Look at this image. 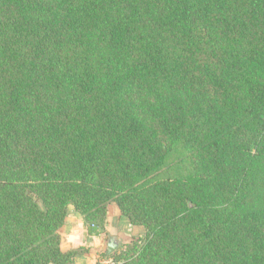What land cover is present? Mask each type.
<instances>
[{
    "label": "trees",
    "instance_id": "1",
    "mask_svg": "<svg viewBox=\"0 0 264 264\" xmlns=\"http://www.w3.org/2000/svg\"><path fill=\"white\" fill-rule=\"evenodd\" d=\"M111 203L113 264H264V0H0V264Z\"/></svg>",
    "mask_w": 264,
    "mask_h": 264
},
{
    "label": "crops",
    "instance_id": "2",
    "mask_svg": "<svg viewBox=\"0 0 264 264\" xmlns=\"http://www.w3.org/2000/svg\"><path fill=\"white\" fill-rule=\"evenodd\" d=\"M78 223V220H72V228H76ZM106 229L111 236L109 239H107L104 234H89L87 228L84 225L83 229L81 230L80 246L86 247L87 252L77 258L75 264H91V260L93 258L96 260V264H99L101 261V253L106 252L108 249L115 250L116 247L121 245V243L131 242L135 238L145 234V229L143 227L132 225L127 218L121 216L120 211L115 203H111L108 207ZM61 232L62 248L64 250L70 249L72 247H78L72 245L68 240L69 235H71V230L68 227V215ZM95 238L100 239L101 243L99 246L96 245ZM105 259L108 261L110 258Z\"/></svg>",
    "mask_w": 264,
    "mask_h": 264
},
{
    "label": "clouds",
    "instance_id": "3",
    "mask_svg": "<svg viewBox=\"0 0 264 264\" xmlns=\"http://www.w3.org/2000/svg\"><path fill=\"white\" fill-rule=\"evenodd\" d=\"M67 209H68V227L71 230V235H69L68 240L72 245L80 246V244H81V230L84 227L83 217L78 212H76L74 205L68 204ZM72 220H78L79 221L76 228H72V226H71ZM95 242H96L97 246H99L101 243L99 238H95ZM91 264H96V260L94 258L91 260Z\"/></svg>",
    "mask_w": 264,
    "mask_h": 264
},
{
    "label": "rangeland",
    "instance_id": "4",
    "mask_svg": "<svg viewBox=\"0 0 264 264\" xmlns=\"http://www.w3.org/2000/svg\"><path fill=\"white\" fill-rule=\"evenodd\" d=\"M77 212V211H76ZM80 214V213H79ZM68 215V214H67ZM67 218V217H66ZM65 221H66V219H65ZM65 224V223H64ZM64 226V225H63ZM62 226V227H63ZM62 227L59 229V233L61 234V237H62V232H61V230H62ZM140 237H142V236H140ZM110 238H111V236H110ZM132 242V241H131ZM128 243H130V242H126V243H121V245L120 246H122L123 248L125 247V245H127ZM120 246H118V247H116V249L117 248H119ZM121 247V248H122ZM98 259V258H97ZM100 259H101V261H100V263L99 264H106V263H108V264H113V258H110L108 261H106V259L105 258H103V257H100ZM106 261V262H105ZM115 262V261H114Z\"/></svg>",
    "mask_w": 264,
    "mask_h": 264
},
{
    "label": "water",
    "instance_id": "5",
    "mask_svg": "<svg viewBox=\"0 0 264 264\" xmlns=\"http://www.w3.org/2000/svg\"><path fill=\"white\" fill-rule=\"evenodd\" d=\"M192 205V204H191Z\"/></svg>",
    "mask_w": 264,
    "mask_h": 264
}]
</instances>
